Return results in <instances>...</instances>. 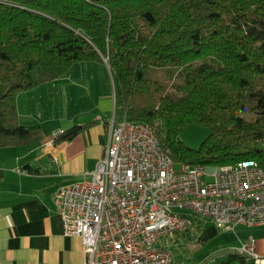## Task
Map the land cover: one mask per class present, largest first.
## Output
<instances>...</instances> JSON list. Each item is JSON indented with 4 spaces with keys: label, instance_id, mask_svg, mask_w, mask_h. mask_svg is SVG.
<instances>
[{
    "label": "trees",
    "instance_id": "trees-1",
    "mask_svg": "<svg viewBox=\"0 0 264 264\" xmlns=\"http://www.w3.org/2000/svg\"><path fill=\"white\" fill-rule=\"evenodd\" d=\"M83 62L112 76L127 120L153 125L174 161L264 168V0H0V147L41 140L19 95ZM190 124L211 129L198 149L180 137Z\"/></svg>",
    "mask_w": 264,
    "mask_h": 264
},
{
    "label": "built area",
    "instance_id": "built-area-1",
    "mask_svg": "<svg viewBox=\"0 0 264 264\" xmlns=\"http://www.w3.org/2000/svg\"><path fill=\"white\" fill-rule=\"evenodd\" d=\"M175 163L153 125L125 116L88 177L59 188L54 200L64 233L81 238L86 264H216L176 261L171 237L188 244L208 219L225 232L264 227V168L257 160L182 163L178 170ZM230 253L264 264L254 236Z\"/></svg>",
    "mask_w": 264,
    "mask_h": 264
},
{
    "label": "crops",
    "instance_id": "crops-1",
    "mask_svg": "<svg viewBox=\"0 0 264 264\" xmlns=\"http://www.w3.org/2000/svg\"><path fill=\"white\" fill-rule=\"evenodd\" d=\"M99 72L108 78L113 91L81 93L76 104L83 107L70 116L68 126L60 124L48 130L42 117L36 123L40 128L24 124L40 130L41 140L0 147V264H86L82 240L64 233L54 198L62 185L88 177L106 156L114 126L126 116L117 105L112 76L101 68ZM77 126L82 128L71 139H55L61 131ZM206 223H211L209 230L215 231L210 219L200 229ZM240 228L235 232L239 241L233 244L239 246L254 236L258 252L264 255V227Z\"/></svg>",
    "mask_w": 264,
    "mask_h": 264
},
{
    "label": "rangeland",
    "instance_id": "rangeland-1",
    "mask_svg": "<svg viewBox=\"0 0 264 264\" xmlns=\"http://www.w3.org/2000/svg\"><path fill=\"white\" fill-rule=\"evenodd\" d=\"M94 66H98V64L95 65L89 62L77 64L74 67L73 74L69 76V80L60 82L56 80L57 82L44 84L19 95V112L22 114L23 124L29 123L31 126L35 124L36 127L40 128V125L36 123H40L42 117H44L47 120L45 128L48 130L60 124L68 126L70 116L77 114L78 108L83 107L81 104H76L81 93L94 90H99L100 93L113 91V86L108 78L99 71L94 72ZM80 83H83L84 87H80ZM68 99L73 100L69 101ZM71 102L74 105H71ZM210 132L211 129L208 126L190 124L181 131L180 137L187 146L198 149ZM182 166L183 164L178 162L174 165L177 170L181 169ZM205 221L202 223H205ZM205 226L204 228L201 227L197 235L189 240L191 242L188 244H185V239H178L177 235L171 237L170 241L178 244L175 250L176 261L186 259L198 263L208 258L217 263L228 255L233 247L237 246L233 244L239 241L235 232H225L217 228H215V231H210V226H213L211 223H206ZM240 229L239 227L238 231ZM240 236L243 237L242 232H240Z\"/></svg>",
    "mask_w": 264,
    "mask_h": 264
},
{
    "label": "bare ground",
    "instance_id": "bare-ground-1",
    "mask_svg": "<svg viewBox=\"0 0 264 264\" xmlns=\"http://www.w3.org/2000/svg\"><path fill=\"white\" fill-rule=\"evenodd\" d=\"M62 133H64V130L63 131H61Z\"/></svg>",
    "mask_w": 264,
    "mask_h": 264
},
{
    "label": "water",
    "instance_id": "water-1",
    "mask_svg": "<svg viewBox=\"0 0 264 264\" xmlns=\"http://www.w3.org/2000/svg\"><path fill=\"white\" fill-rule=\"evenodd\" d=\"M106 61L108 60V59H105Z\"/></svg>",
    "mask_w": 264,
    "mask_h": 264
}]
</instances>
